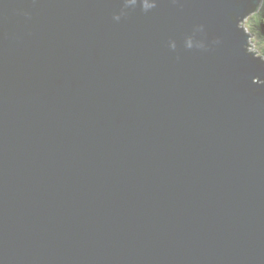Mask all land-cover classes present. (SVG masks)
<instances>
[{
    "label": "water",
    "instance_id": "obj_1",
    "mask_svg": "<svg viewBox=\"0 0 264 264\" xmlns=\"http://www.w3.org/2000/svg\"><path fill=\"white\" fill-rule=\"evenodd\" d=\"M260 0H0V264H264Z\"/></svg>",
    "mask_w": 264,
    "mask_h": 264
},
{
    "label": "trees",
    "instance_id": "obj_2",
    "mask_svg": "<svg viewBox=\"0 0 264 264\" xmlns=\"http://www.w3.org/2000/svg\"><path fill=\"white\" fill-rule=\"evenodd\" d=\"M246 26L250 31L254 32L257 39L262 43L263 49L261 53L264 54V3H262L260 10L254 14Z\"/></svg>",
    "mask_w": 264,
    "mask_h": 264
},
{
    "label": "rangeland",
    "instance_id": "obj_3",
    "mask_svg": "<svg viewBox=\"0 0 264 264\" xmlns=\"http://www.w3.org/2000/svg\"><path fill=\"white\" fill-rule=\"evenodd\" d=\"M261 4L258 8V10L252 14H250L243 22L240 23V26L242 28H244V30L246 31V33H248V35H250V39H249V50L254 52V53H258L257 56L261 57V59L264 60V54L261 53V50L263 49V47L261 46L262 43L257 39L256 35L254 34L253 31H250L246 24L249 23L250 19L254 16V14H256L259 10L260 7L262 6L263 0H260Z\"/></svg>",
    "mask_w": 264,
    "mask_h": 264
}]
</instances>
